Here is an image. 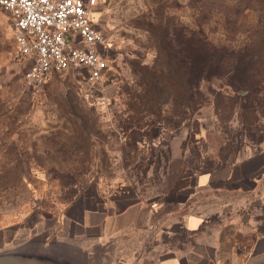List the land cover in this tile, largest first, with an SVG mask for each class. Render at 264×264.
I'll return each mask as SVG.
<instances>
[{
  "label": "rangeland",
  "instance_id": "374dc122",
  "mask_svg": "<svg viewBox=\"0 0 264 264\" xmlns=\"http://www.w3.org/2000/svg\"><path fill=\"white\" fill-rule=\"evenodd\" d=\"M242 1L195 6L191 0H99L94 20L107 38L108 65L100 87L73 72L29 85L24 78L29 67L18 56L10 17L0 8V247L12 240L17 245L29 225L62 215L90 195L129 190L162 204L167 179L176 180L183 165L210 166L224 148L237 152L264 139V67L257 71L263 83L252 111L247 94L213 80L201 86L203 106L185 116L180 102L177 117L174 103L185 94L184 85L173 86L167 76L150 79L157 63L166 68L149 34L160 20L159 6L166 10L163 21L203 26L217 42L224 38L223 10L243 8ZM245 15L239 24L254 20V14ZM158 86L164 87L161 95ZM262 183L249 192H218L222 211L216 202L208 204L210 227L228 240L220 249L225 257L248 233L264 229ZM177 237L178 242L187 236Z\"/></svg>",
  "mask_w": 264,
  "mask_h": 264
},
{
  "label": "crops",
  "instance_id": "0c3cea01",
  "mask_svg": "<svg viewBox=\"0 0 264 264\" xmlns=\"http://www.w3.org/2000/svg\"><path fill=\"white\" fill-rule=\"evenodd\" d=\"M263 181L264 140L237 152L227 147L210 166L183 165L176 180L167 179L162 204L129 190L108 197L90 195L71 203L62 215L29 225L15 242L54 246L81 261L104 264H264V229L248 233L225 257L220 249L228 240L220 235L221 229L210 227L208 216L209 203L224 207L218 192H249ZM179 233L187 237L177 242ZM147 240L152 241L150 246L145 245Z\"/></svg>",
  "mask_w": 264,
  "mask_h": 264
},
{
  "label": "trees",
  "instance_id": "16d2710c",
  "mask_svg": "<svg viewBox=\"0 0 264 264\" xmlns=\"http://www.w3.org/2000/svg\"><path fill=\"white\" fill-rule=\"evenodd\" d=\"M197 6L207 0H191ZM246 5L231 11L223 10V39L215 42L203 26L190 28L163 21L164 7L157 8L159 21L149 28L150 35L156 41L157 60L163 61L150 73V79L159 82L169 77L176 87L184 85L185 94L174 103V115L181 113V103L187 110L184 114L193 115L203 106L201 86L213 80L224 82L238 94H247L253 103L247 105V111L254 108L255 96L260 92L263 77L257 73L264 67V0H245ZM241 3V2H240ZM254 14V20L240 22L241 15ZM183 45L187 53L181 55ZM152 67V69H153ZM148 85V84H145ZM159 95L164 87H157ZM264 140V139H263Z\"/></svg>",
  "mask_w": 264,
  "mask_h": 264
},
{
  "label": "built area",
  "instance_id": "2783aa9c",
  "mask_svg": "<svg viewBox=\"0 0 264 264\" xmlns=\"http://www.w3.org/2000/svg\"><path fill=\"white\" fill-rule=\"evenodd\" d=\"M99 0H0L10 17L26 82L38 87L53 75L81 73L100 87L108 68L107 38L94 20Z\"/></svg>",
  "mask_w": 264,
  "mask_h": 264
},
{
  "label": "water",
  "instance_id": "95a60500",
  "mask_svg": "<svg viewBox=\"0 0 264 264\" xmlns=\"http://www.w3.org/2000/svg\"><path fill=\"white\" fill-rule=\"evenodd\" d=\"M0 264H104V262L102 260L84 262L54 246L22 243L1 248Z\"/></svg>",
  "mask_w": 264,
  "mask_h": 264
}]
</instances>
